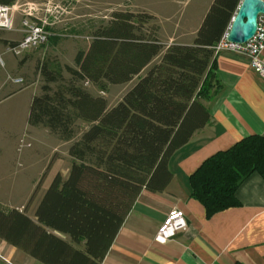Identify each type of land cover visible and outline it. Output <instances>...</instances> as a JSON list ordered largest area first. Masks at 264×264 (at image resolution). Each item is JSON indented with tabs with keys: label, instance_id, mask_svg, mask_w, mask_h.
I'll list each match as a JSON object with an SVG mask.
<instances>
[{
	"label": "trees",
	"instance_id": "trees-1",
	"mask_svg": "<svg viewBox=\"0 0 264 264\" xmlns=\"http://www.w3.org/2000/svg\"><path fill=\"white\" fill-rule=\"evenodd\" d=\"M240 1L213 0L192 44L164 51L155 33L143 28L151 16L113 12L91 34L86 51L76 53L73 67L43 64L44 84L31 99L27 124L73 141L69 173L52 179L36 207V223L26 216L27 207L20 212L0 206V239L42 264H100L141 191L165 190L172 177L169 159L208 123L202 101L219 89L214 48ZM134 78L111 108L84 87L104 92ZM253 173L264 180L260 136L203 162L189 178V197L211 216L237 206L235 192Z\"/></svg>",
	"mask_w": 264,
	"mask_h": 264
},
{
	"label": "crops",
	"instance_id": "crops-1",
	"mask_svg": "<svg viewBox=\"0 0 264 264\" xmlns=\"http://www.w3.org/2000/svg\"><path fill=\"white\" fill-rule=\"evenodd\" d=\"M206 12L199 15V24L189 37L168 36L167 47L191 45ZM19 15H15L14 31L21 35ZM215 74L218 92L202 101L210 115L208 123L169 159L172 177L165 190L141 191L100 264H264V180L258 174H251L239 184L234 196L237 206L211 216L189 197V178L203 162L245 138L264 137V81L251 69L248 59L228 52L216 54ZM65 158L66 167L55 173L63 179L68 176L71 162L67 152ZM43 173L41 168L39 175ZM39 175L31 180V189L21 200H13L8 192L6 200L0 199L1 208L21 212ZM47 188L41 185L27 209L26 216L35 223L36 207ZM171 209L183 212L186 230L158 244L154 237ZM47 232L67 240L57 232ZM0 264L42 263L0 239Z\"/></svg>",
	"mask_w": 264,
	"mask_h": 264
},
{
	"label": "rangeland",
	"instance_id": "rangeland-1",
	"mask_svg": "<svg viewBox=\"0 0 264 264\" xmlns=\"http://www.w3.org/2000/svg\"><path fill=\"white\" fill-rule=\"evenodd\" d=\"M18 1L19 4H33L38 8L35 22L44 26L50 34L44 45L17 57L7 49L18 42L21 35L15 31L0 30V56L4 62V67H0V194L4 197L0 199L6 200L9 192L14 196L13 200H21L30 191L31 180L44 168L28 202L21 209L23 211L34 201L41 185L48 187L56 171H63L66 167L65 155L73 142L60 141L46 129L27 124L31 99L40 94L44 84L40 72L43 64L47 63L49 69L55 65L73 67L76 53L86 51L91 34L98 27L106 25L113 12L151 16L152 20H148L143 28L155 33L164 51L168 36L180 37L185 34L186 38L189 37L199 24V15L207 11L213 0ZM47 8L51 9L50 13L45 12ZM22 19L19 15L18 25ZM161 54L152 64L160 60ZM14 79H21L22 83L14 84ZM136 80L134 78L122 85H109L104 92L89 84H84V87L91 95L104 98L111 108ZM78 126L79 129L84 127L80 123Z\"/></svg>",
	"mask_w": 264,
	"mask_h": 264
},
{
	"label": "built area",
	"instance_id": "built-area-1",
	"mask_svg": "<svg viewBox=\"0 0 264 264\" xmlns=\"http://www.w3.org/2000/svg\"><path fill=\"white\" fill-rule=\"evenodd\" d=\"M264 3V0H261ZM46 13H50L51 9L47 8ZM20 14L23 18L20 23L19 32L21 38L7 50L14 56H21L28 50L38 48L44 45L50 34L35 22L37 18L38 8L33 4L13 3L12 5L0 4V30L11 32L14 31L15 15ZM225 33L220 42L214 48L215 54L228 52L243 56L248 59L251 69L259 75L264 81V59L262 52L264 50V15L257 18V29L251 40L244 44H233L226 40ZM0 67H4L3 59L0 56ZM14 84H21V79L12 80ZM186 222L184 214L179 209H171L165 216L162 224L159 226L154 240L158 244H165L173 239L178 233L186 230Z\"/></svg>",
	"mask_w": 264,
	"mask_h": 264
},
{
	"label": "water",
	"instance_id": "water-1",
	"mask_svg": "<svg viewBox=\"0 0 264 264\" xmlns=\"http://www.w3.org/2000/svg\"><path fill=\"white\" fill-rule=\"evenodd\" d=\"M259 15H264V3L261 0H241L228 28L227 42L241 45L251 40L257 29Z\"/></svg>",
	"mask_w": 264,
	"mask_h": 264
}]
</instances>
